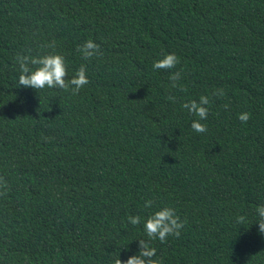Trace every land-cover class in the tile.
Masks as SVG:
<instances>
[{
  "label": "trees",
  "instance_id": "obj_1",
  "mask_svg": "<svg viewBox=\"0 0 264 264\" xmlns=\"http://www.w3.org/2000/svg\"><path fill=\"white\" fill-rule=\"evenodd\" d=\"M53 42L67 79L86 67L78 94L18 83L17 54ZM202 95L198 133L182 105ZM0 176V264H114L140 239L163 264H264V0H0ZM165 205L187 223L149 241Z\"/></svg>",
  "mask_w": 264,
  "mask_h": 264
},
{
  "label": "clouds",
  "instance_id": "obj_2",
  "mask_svg": "<svg viewBox=\"0 0 264 264\" xmlns=\"http://www.w3.org/2000/svg\"><path fill=\"white\" fill-rule=\"evenodd\" d=\"M52 48V52H48L39 56L17 54L15 57L19 64L20 75L18 83L24 88H33L36 90L62 89L68 91L71 89L72 94H78L79 91L90 81L87 76L86 67L81 65L71 79L68 76V64L64 55L55 52V44L48 45ZM77 51L82 54L85 60H90L93 57L102 55L100 45L94 43L93 40H87L83 45L77 46ZM179 57L175 53L167 54L162 59L153 63L154 70H170L176 67L179 63ZM35 66V67H32ZM182 78L181 71L173 72L169 76L172 82L171 87H178V81ZM183 90V89H182ZM213 96L222 97L225 95L223 89H216L212 93ZM168 100L175 102V97L169 96ZM210 104L208 96H200L199 101L196 100L185 102L182 107L187 109L194 116L199 117V120H193L191 128L198 133H205L207 127L200 121L206 120L209 112L207 107ZM228 105H225L227 108ZM251 118L250 113L244 112L238 116L242 123H246ZM8 190L7 181L0 176V195H5ZM153 200L145 201L144 207L151 208ZM259 216V232L264 234V205H259L256 208ZM128 221L132 225H139L141 217L139 215L129 216ZM244 216L237 217V223L243 224ZM187 220H181L177 215L176 210L170 206H163L161 209L149 215L144 221V232L149 241L159 239L161 243L165 242L169 236L179 238L181 230L185 227ZM139 251L137 254L129 256L126 260H121L119 256L115 259L114 264H163L162 259H155L156 248L152 247L149 242L140 239L138 243Z\"/></svg>",
  "mask_w": 264,
  "mask_h": 264
}]
</instances>
